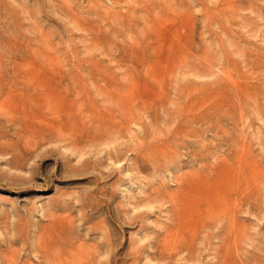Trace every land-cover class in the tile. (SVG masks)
I'll return each mask as SVG.
<instances>
[{"label": "rangeland", "instance_id": "obj_1", "mask_svg": "<svg viewBox=\"0 0 264 264\" xmlns=\"http://www.w3.org/2000/svg\"><path fill=\"white\" fill-rule=\"evenodd\" d=\"M0 264H264V0H0Z\"/></svg>", "mask_w": 264, "mask_h": 264}, {"label": "bare ground", "instance_id": "obj_2", "mask_svg": "<svg viewBox=\"0 0 264 264\" xmlns=\"http://www.w3.org/2000/svg\"><path fill=\"white\" fill-rule=\"evenodd\" d=\"M28 116V115H27ZM32 121V117L28 116L26 117L24 120H23V127L28 129V130H31V125H30V122ZM22 127V128H23ZM25 130V129H24ZM63 132V131H62ZM61 134V133H60ZM44 136V135H43ZM60 136V135H59ZM65 137V136H64ZM32 156V155H31ZM26 157V156H25ZM24 157V158H25ZM33 157V156H32ZM31 157V158H32ZM23 158V157H22ZM22 162V161H21ZM180 220V219H179ZM180 246V245H179Z\"/></svg>", "mask_w": 264, "mask_h": 264}]
</instances>
